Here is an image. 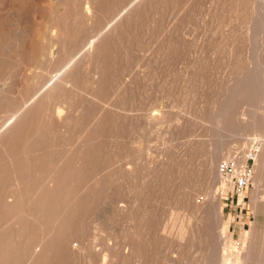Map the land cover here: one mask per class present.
Instances as JSON below:
<instances>
[{
	"label": "rangeland",
	"instance_id": "rangeland-1",
	"mask_svg": "<svg viewBox=\"0 0 264 264\" xmlns=\"http://www.w3.org/2000/svg\"><path fill=\"white\" fill-rule=\"evenodd\" d=\"M29 1L32 6L28 0L25 2L28 5L24 6L22 22L17 29L12 27L16 34H27L30 43L39 42L36 46L40 48L42 68L31 67L24 76L20 67L14 66L13 76L0 83L1 90L12 89L14 98L25 94L26 100L43 92L47 75L56 78L62 67L58 44L45 51V56L42 53V49H49L50 36L58 29L53 27V0ZM130 1L121 0V9ZM219 1L168 0L160 4L140 19L135 32L117 48L102 96L96 97L91 90L92 70L83 69L78 80L70 82L71 87L54 98L59 111L84 117L68 134L66 145L57 144L56 153H69L77 147L101 114L118 117L124 127L104 139L107 147L113 146L109 158L79 186L78 195L95 187L101 194L80 219L79 237L72 241L67 250L70 260L64 264H101L104 259L112 264H136L128 257L137 242L134 233L146 236L148 264H204L209 252L211 264H222L224 253L232 250V242L236 253H242L245 235L253 230L259 236L263 232L264 203L256 211L252 202V194L259 186L256 178L239 205L221 178L214 183L206 174L216 157L219 174L224 158L237 156L240 160L243 155L250 156L261 138L245 130L242 120L264 115L261 92L247 98H238L234 93L245 75L252 79V86L258 87V60L264 58V0H252V7L238 20L229 15L215 16L214 7ZM100 24H82L87 40L72 46L74 59L106 28V23ZM232 41L241 62L237 70L229 56ZM38 69L37 79L34 73ZM125 89L132 91L130 99L123 100ZM225 104L231 107L236 126L223 132L224 147L215 157L209 145L219 136V109ZM5 106L0 108V125L10 116ZM53 133L58 134L57 130ZM255 165L256 159L257 173ZM139 189L141 197L136 195ZM259 196L264 199V182ZM214 204L221 224L229 221L227 234L218 233L221 228L214 221L210 238L204 239L197 234L205 215L199 208L214 212Z\"/></svg>",
	"mask_w": 264,
	"mask_h": 264
},
{
	"label": "bare ground",
	"instance_id": "bare-ground-1",
	"mask_svg": "<svg viewBox=\"0 0 264 264\" xmlns=\"http://www.w3.org/2000/svg\"><path fill=\"white\" fill-rule=\"evenodd\" d=\"M26 1L0 0V83L13 76L14 66H19L24 76L31 67L42 68V63H39L40 48L36 46L39 40H36L35 45L32 41L29 42L27 34L14 32V27L22 22L24 6L28 5H25ZM166 2L168 0H131L121 9V0H53V27L58 29L50 36L49 49H42V53L45 56L47 50L58 44L61 72L56 78L47 75L43 92L28 100L25 94L14 98L12 89L0 88V108L6 105L10 114L0 125V264H64L70 260L67 250L72 246V241L79 237L78 223L100 193L95 187L78 195L79 186L85 178L93 176L109 158L113 146L107 147L104 139L118 134L124 127L118 117L110 113L101 114L95 118L88 129V136H83L77 147L69 153H56L57 144L65 146L68 134L81 124L84 117L70 116L62 109L59 111V103L56 104V109L54 101L57 94L67 91L70 82L78 80L83 69L92 70L94 75L91 90L96 97L102 96L108 87V73L112 70V60L116 58L117 48L135 32L134 29L143 16ZM28 3L31 2L28 0ZM249 7H252V0H220L215 4L214 13L217 17L229 15L238 20L245 16ZM91 22H104L106 28L94 37V41L86 43L83 53L74 59L72 46L87 40V33L82 31L83 28L81 30V26ZM48 31L50 34L49 28ZM32 36L30 35L31 38ZM231 45L233 48L229 56L232 58L233 69L237 70L241 62L233 41ZM169 48L168 45L167 49ZM258 69V87L252 86V79L245 75L234 90L238 98L251 97L257 92L264 95L263 57L258 60ZM34 74H38V79L39 69ZM132 95V91L128 89L122 92L123 100L130 99ZM219 110L220 123H217L220 126L217 129L220 133L217 140L209 145L210 152L215 157L224 147L223 132L236 126L231 118L232 109L229 105ZM242 121L245 122V130L254 132L261 138L253 147H257L258 151L254 154L250 152L256 159L255 178L259 186L252 194V202L258 211L263 206L261 203H264L263 197L259 196V188L264 182V115H255ZM53 130H57L58 134H54ZM248 157L243 155L241 163H245ZM218 160L217 157L212 159L211 168L206 171L214 183L221 178L217 172ZM162 166L163 164L159 167ZM133 177L136 180L139 178L136 175ZM225 184L228 190L230 187L226 182ZM142 193V190H136L137 196L141 197ZM215 208L217 209V204H214ZM199 210L205 214L198 225L197 234L201 238H210L214 221L221 228L218 233L227 234L229 221L221 224L218 209L213 212L211 208L201 207ZM215 217L216 220L213 219ZM142 219H139L140 223ZM143 224L140 225L141 228ZM135 237L137 242L133 243L132 254L128 257L136 260V264H148L150 250L146 236L134 233V239ZM231 246V252L222 255V264H264V229L260 236L255 230L249 236L245 235L242 253H236L234 242ZM211 262L209 252L204 264ZM101 264L112 263L104 259Z\"/></svg>",
	"mask_w": 264,
	"mask_h": 264
},
{
	"label": "built area",
	"instance_id": "built-area-1",
	"mask_svg": "<svg viewBox=\"0 0 264 264\" xmlns=\"http://www.w3.org/2000/svg\"><path fill=\"white\" fill-rule=\"evenodd\" d=\"M258 151L255 147L251 153ZM255 157L250 155L245 163H241L237 156L224 158L218 168L221 178L229 185L231 196L237 199V203L242 204L247 198V192L254 184L255 180ZM228 198V197H227Z\"/></svg>",
	"mask_w": 264,
	"mask_h": 264
}]
</instances>
